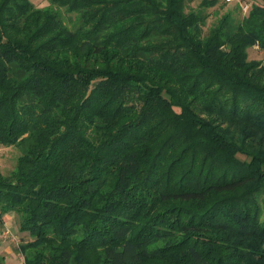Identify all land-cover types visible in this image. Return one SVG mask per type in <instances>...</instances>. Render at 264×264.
<instances>
[{"label":"trees","instance_id":"obj_1","mask_svg":"<svg viewBox=\"0 0 264 264\" xmlns=\"http://www.w3.org/2000/svg\"><path fill=\"white\" fill-rule=\"evenodd\" d=\"M47 1L0 0L24 264H264V0Z\"/></svg>","mask_w":264,"mask_h":264},{"label":"rangeland","instance_id":"obj_2","mask_svg":"<svg viewBox=\"0 0 264 264\" xmlns=\"http://www.w3.org/2000/svg\"><path fill=\"white\" fill-rule=\"evenodd\" d=\"M199 1L200 0H187V4L190 7H197ZM32 2L37 7H42L48 4L47 0H32ZM260 2V0H219L217 6L208 8L207 10L210 15L207 18L204 30L206 31L219 14L226 10H232L234 17L240 18L244 14L243 6H250L251 4ZM248 10L245 14L248 13ZM248 55L250 59H259L264 63V50L250 47L248 49ZM19 152L20 151L16 146L0 144L1 173L9 174L11 172L16 164ZM18 222L17 215L11 211L5 214L3 216V221L0 222V264H24V258L19 250V245L30 239V237L27 233H22L18 230Z\"/></svg>","mask_w":264,"mask_h":264},{"label":"built area","instance_id":"obj_3","mask_svg":"<svg viewBox=\"0 0 264 264\" xmlns=\"http://www.w3.org/2000/svg\"><path fill=\"white\" fill-rule=\"evenodd\" d=\"M247 5L243 6V8L245 9Z\"/></svg>","mask_w":264,"mask_h":264}]
</instances>
